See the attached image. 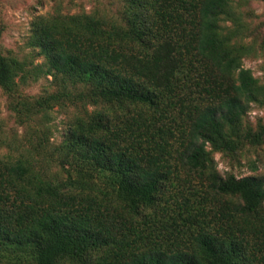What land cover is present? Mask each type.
I'll return each mask as SVG.
<instances>
[{
	"label": "trees",
	"instance_id": "obj_1",
	"mask_svg": "<svg viewBox=\"0 0 264 264\" xmlns=\"http://www.w3.org/2000/svg\"><path fill=\"white\" fill-rule=\"evenodd\" d=\"M124 1L116 18L37 16V54L0 51V88L21 123L85 110L60 146L40 137L0 154V259L264 264V174L222 176L213 158L264 143V126L243 127L264 105L244 67L251 28L231 0ZM41 78L56 89L20 92Z\"/></svg>",
	"mask_w": 264,
	"mask_h": 264
},
{
	"label": "rangeland",
	"instance_id": "obj_2",
	"mask_svg": "<svg viewBox=\"0 0 264 264\" xmlns=\"http://www.w3.org/2000/svg\"><path fill=\"white\" fill-rule=\"evenodd\" d=\"M124 2V0H0L2 31L0 51L21 59L32 51L34 55L37 54L38 49L30 46L31 24L37 16L102 12L116 18L120 16L119 12L123 11ZM231 2L242 20L251 28V33L245 41L253 49L251 54L245 57L244 67L250 69L264 83V50L261 47L264 42V1L231 0ZM42 60V57H39L36 62ZM46 89H56L51 78H41L32 82L20 88V92L22 90L27 95L39 96ZM89 109L93 112L95 108ZM84 112L81 106L70 104L64 107L56 106L49 110L46 118L39 114L29 124H23L10 109L9 97L0 88V154L5 156L9 152L14 154L10 148L17 144L28 145V141L36 143L40 137H43L52 148H56L63 143L68 129L75 120L84 115ZM260 126H264V105L253 104L246 113L243 127L255 134ZM213 158L222 176L234 174L239 178L264 174V143L255 146L245 142L235 153L213 152ZM58 170L56 166L50 169L52 173ZM199 181L193 179L191 186L198 184L200 188ZM163 199L164 195L161 196V202ZM216 210L217 208L211 211L210 216L215 215ZM213 220L212 225H215L217 219ZM0 264L10 263L8 259H0Z\"/></svg>",
	"mask_w": 264,
	"mask_h": 264
}]
</instances>
